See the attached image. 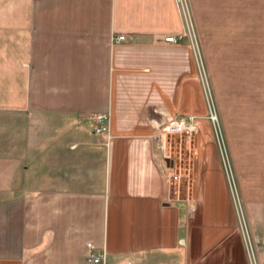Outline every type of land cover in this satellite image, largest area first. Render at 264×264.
Instances as JSON below:
<instances>
[{
	"label": "crops",
	"instance_id": "obj_1",
	"mask_svg": "<svg viewBox=\"0 0 264 264\" xmlns=\"http://www.w3.org/2000/svg\"><path fill=\"white\" fill-rule=\"evenodd\" d=\"M185 2L0 0V264H95L88 243L98 264H252L240 214L264 264V0ZM178 115L197 125L184 192L161 129Z\"/></svg>",
	"mask_w": 264,
	"mask_h": 264
},
{
	"label": "rangeland",
	"instance_id": "obj_2",
	"mask_svg": "<svg viewBox=\"0 0 264 264\" xmlns=\"http://www.w3.org/2000/svg\"><path fill=\"white\" fill-rule=\"evenodd\" d=\"M198 52H199V55H198L199 63L197 60H195V65H196L197 70L199 72V77H200L199 81H200V84H201V87L203 90V95H204L207 110H208L207 115L205 116V119H207L212 126V129H213L215 137H216L219 155L222 159V163H223V166L225 168L226 177L228 178L229 183L234 188V185L237 182L236 176H235L233 169L231 167L229 154L227 152V147H226L225 142H224L225 139H224L223 129L221 127L218 114L215 110L216 106L214 104L211 88L209 86V81H208V76H207V67H206V63L204 62V59L202 56L201 48H200V50L198 48ZM248 55H249V57L262 55L264 58V47L263 48H248ZM257 65H258V67L260 65H263V70H264V63H262V64L253 63V62H251V59H249V61H248L249 71L253 72V76L257 75V71H260L256 67ZM251 80L253 81V83H256L255 86H264V79L260 80V79L254 77ZM251 80H248V82ZM261 81H262V83H261ZM249 85H250V82H249ZM252 85H254V84H252ZM212 113L215 114L217 117L216 122H213L211 119ZM164 135H165L164 137L167 139L166 153L168 156V160L171 163V165L169 164V166H168V173L172 179L173 188H174V190L177 188H180L179 190L184 192L186 187H187V184L189 183V179H190L191 174H192V166L190 164V157H191V148H192V144L194 142V136L195 135L188 137V138L187 137H181L180 135L167 133V132H164ZM263 178H264V176H263ZM239 216H240L239 217L240 230L242 231L243 234L245 233V235H247L248 232L250 231V226L241 214ZM248 240L249 241L251 240V239H249V235H248ZM251 245L252 244L250 241V246ZM247 252L251 256V257L249 256L251 259V263L257 264V261L255 262V260H254V258L256 256H255V253L253 256L252 246H251V251L249 250V247H248Z\"/></svg>",
	"mask_w": 264,
	"mask_h": 264
},
{
	"label": "built area",
	"instance_id": "obj_3",
	"mask_svg": "<svg viewBox=\"0 0 264 264\" xmlns=\"http://www.w3.org/2000/svg\"><path fill=\"white\" fill-rule=\"evenodd\" d=\"M183 13L185 17H187V6L185 0H178ZM129 35L127 34H113L112 36V42L113 43H121L124 41H127L129 39ZM181 38L180 37H174V36H168L165 38L166 41L177 43ZM194 53L196 60L198 61V48L194 47ZM199 63V61H198ZM211 119L213 122L217 121V117L215 114L212 113ZM92 120L94 121V130L97 133L104 132L107 129V123L109 120V114L108 113H99L92 116ZM161 129L164 132L172 133L180 135L181 137H191L196 134L197 132V125H196V116L194 115H178L166 122H164L161 126ZM245 234V233H244ZM247 238V247H249V250L251 251L250 241L248 240V235H246ZM88 260L90 262H93L95 264L100 263L104 258V253L102 252H93V246L91 243H88Z\"/></svg>",
	"mask_w": 264,
	"mask_h": 264
}]
</instances>
